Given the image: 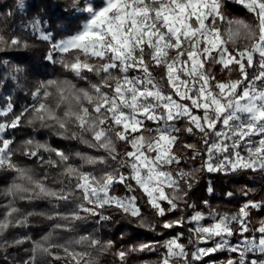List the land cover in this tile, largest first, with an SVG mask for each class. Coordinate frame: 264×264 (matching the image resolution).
<instances>
[{
  "label": "snow or ice",
  "instance_id": "6c2138e0",
  "mask_svg": "<svg viewBox=\"0 0 264 264\" xmlns=\"http://www.w3.org/2000/svg\"><path fill=\"white\" fill-rule=\"evenodd\" d=\"M234 2L254 14L255 26L227 17L225 0H72L71 10L84 23L59 40L40 30L39 19L33 20L39 39L50 44L46 59L87 81V86L67 78L40 81L31 94L35 103L0 122V169L15 173L3 192L9 200L0 219V236L10 227L27 225L32 215L55 220L54 231L68 233L90 217L110 219L104 214L108 208L140 217L139 200L146 197L162 219L159 226L194 223L189 244L212 245L189 252L181 233L163 242L165 252L158 264H197L225 249L239 259L229 258L223 264H264V259H246L249 253L264 256V220L256 229L249 227L250 210L264 208V202L248 200L232 214L212 210L205 217L196 211L187 220L183 215L164 219L195 208L187 198L201 171H264V0ZM241 38L247 43L238 46ZM0 46L3 51L27 44L18 36L8 40L0 34ZM213 66L227 71L228 78L218 79ZM253 68L250 76L248 70ZM157 69L159 75L154 74ZM233 72L239 78H231ZM12 110L9 102L0 116ZM26 115L28 125L78 141L96 154L69 153L34 139L12 147L14 139L7 138L8 132L18 128ZM184 136L198 138L202 147L183 141ZM181 143L191 156L174 151ZM16 152L49 169L59 168L57 177L49 184L47 171L41 176L16 162ZM74 158L80 163H73ZM198 158V168L182 166ZM116 185H123L128 194L110 195ZM37 200L70 210L25 215L16 206L17 201ZM206 219L211 223H202ZM250 232L259 237L246 235ZM237 235L241 239L233 244L231 238ZM113 246V241L91 234L59 242L50 232L33 242L24 264H49L45 257L65 264H98V254ZM154 250V243H141L127 251L121 248L115 256L124 264L130 252Z\"/></svg>",
  "mask_w": 264,
  "mask_h": 264
},
{
  "label": "trees",
  "instance_id": "16d2710c",
  "mask_svg": "<svg viewBox=\"0 0 264 264\" xmlns=\"http://www.w3.org/2000/svg\"><path fill=\"white\" fill-rule=\"evenodd\" d=\"M21 2L24 4L23 9L19 7ZM71 3L72 0H0V34L8 40L13 36H18L27 44V47H10L0 51V110L6 109L9 102L13 109L8 116H0V122L10 120L13 115H18L22 110L35 103L31 94L40 81L67 78L72 79L80 87L87 86V81L75 78L70 73H66L60 64H53L46 59L50 44L39 39V32L33 28L31 23L33 20L39 19L41 21L40 30L50 32L56 40L73 34L80 29L84 23V18L71 10ZM9 12L12 15H6ZM224 13L230 19H243L253 26L257 23L254 14L234 2V0H225ZM245 43L247 41L241 38L238 41V46H243ZM212 70L218 79L228 78L227 71L221 72L220 66H213ZM255 71L254 68L249 69V75H253ZM154 74L159 75V70H154ZM89 78L95 79L91 74H89ZM231 78H239L238 72H233ZM27 118L26 115L18 128L9 130L7 138L14 139L12 147H21L25 140L34 139L41 142L47 141L52 147L69 153L79 151L86 154H96L94 149H89L78 141L62 139L51 130L40 128L39 125L35 127L28 125ZM182 140L187 143H197L198 147H202L196 137L184 136ZM118 147H122V145H118ZM174 151L177 154L186 153L191 156V150L184 149L182 143L175 146ZM41 154L45 158L49 156L47 152H41ZM13 159L34 169L38 175L42 176L47 171L49 184L60 171L59 168L49 169L46 165L42 166L36 158H29L23 155L22 152H16ZM72 162L75 164L80 163L78 158H74ZM200 163L201 161L198 158L195 161L188 160L187 164L182 166L186 170H190L193 167L198 168ZM14 175L15 173L11 171L0 169V219L4 217L6 211L4 205L9 200V197L3 195V192L11 184ZM197 177V182L187 198L189 204H194L195 208H186L182 213L169 214L164 219H175V217L183 215L187 220L196 211L202 212L205 216L212 210L232 214L237 212L239 207L248 200L264 202V171L241 170L227 174L201 171L197 174ZM229 193L232 195L229 196ZM127 194L123 185H116L115 191L110 192V195L118 196ZM140 194L137 193V195ZM146 199V197H143L139 200L140 217H131L119 210L108 208L104 214L108 215L110 219L102 221L90 217L88 220L80 222L76 231L72 233L62 230L54 231L53 225L57 221L49 220L44 216L32 215L28 218L27 225L10 227L0 236V264H24V261L28 260L32 254L33 242L40 241L50 232L59 242H63L72 236L89 234L103 241H113L114 246L112 249L98 254V264H121L115 253L121 248L127 251L130 246L138 247L141 243H154L155 250L130 252L126 256L124 264H158L165 252V249L161 247L163 242L181 233L183 234L181 242L186 245L189 252L194 251L195 247L199 246L189 244V237L192 235L189 229L193 228V223L185 222L182 227L176 226L164 229L159 226L162 219L155 214V211L147 204ZM205 201L207 203H204ZM16 206L25 215L28 212L51 213L53 211L67 212L70 210L64 206L54 209L47 200L17 201ZM141 218L145 221L144 226H141ZM261 220H264V208L251 209L249 227L252 229L258 228ZM204 222L206 224L211 223L207 219ZM150 225L157 226L153 229ZM246 235L259 237L258 232H250ZM25 237L30 239L25 240L22 244L14 243L15 240L24 239ZM240 239L241 237L237 235L231 238V242L236 243ZM208 244H211V242ZM229 258L238 259V254H233L225 249L204 257L197 264H219ZM45 259L49 261V264H65L63 260L52 261L51 257H45ZM180 264H183V261H180Z\"/></svg>",
  "mask_w": 264,
  "mask_h": 264
},
{
  "label": "rangeland",
  "instance_id": "374dc122",
  "mask_svg": "<svg viewBox=\"0 0 264 264\" xmlns=\"http://www.w3.org/2000/svg\"><path fill=\"white\" fill-rule=\"evenodd\" d=\"M205 217H207V216H205ZM202 223H205L204 221H202ZM206 224V223H205ZM192 226H193V228L195 227V224L193 223L192 224ZM234 244V243H233ZM199 246H208V247H210V246H212L211 244H207V245H199ZM238 259H239V255H238ZM237 259V260H238ZM246 259L248 260V261H251V260H254V259H264V256H262L259 252H255V253H249L248 255H247V257H246ZM219 264H223V262H221V263H219Z\"/></svg>",
  "mask_w": 264,
  "mask_h": 264
}]
</instances>
